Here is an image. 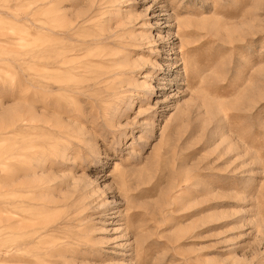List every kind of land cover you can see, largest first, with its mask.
Segmentation results:
<instances>
[{"label": "rangeland", "instance_id": "obj_1", "mask_svg": "<svg viewBox=\"0 0 264 264\" xmlns=\"http://www.w3.org/2000/svg\"><path fill=\"white\" fill-rule=\"evenodd\" d=\"M0 264H264V0H0Z\"/></svg>", "mask_w": 264, "mask_h": 264}, {"label": "bare ground", "instance_id": "obj_2", "mask_svg": "<svg viewBox=\"0 0 264 264\" xmlns=\"http://www.w3.org/2000/svg\"><path fill=\"white\" fill-rule=\"evenodd\" d=\"M178 39H179V37H178ZM181 43H182V42H181ZM186 58H187V56H186ZM187 59H188V58H187ZM183 60H184V59H183ZM185 62H186V61H185ZM182 65H185V66H184V69H185V74H186V73H187V71H188V70H187L188 68L186 67V66H187V64H185V63L183 62V64H182ZM167 70H168V69H167ZM186 70H187V71H186ZM169 71H171V70H169ZM189 71H190V69H189ZM187 75H189V74L187 73ZM138 96H140V95H138ZM142 98H143V97H139V99H141V100H142Z\"/></svg>", "mask_w": 264, "mask_h": 264}]
</instances>
